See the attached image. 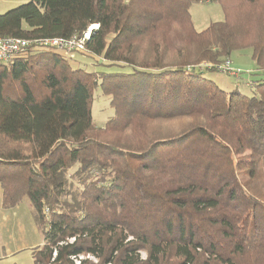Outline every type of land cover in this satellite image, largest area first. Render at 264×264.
<instances>
[{"label":"trees","instance_id":"trees-1","mask_svg":"<svg viewBox=\"0 0 264 264\" xmlns=\"http://www.w3.org/2000/svg\"><path fill=\"white\" fill-rule=\"evenodd\" d=\"M211 1L226 19L198 32L190 6ZM95 25L83 54L130 72L34 45L0 63L2 207L32 201L34 264H264V0H31L0 15V37ZM246 49L252 95L197 68ZM98 86L115 111L103 128Z\"/></svg>","mask_w":264,"mask_h":264},{"label":"rangeland","instance_id":"rangeland-1","mask_svg":"<svg viewBox=\"0 0 264 264\" xmlns=\"http://www.w3.org/2000/svg\"><path fill=\"white\" fill-rule=\"evenodd\" d=\"M31 0H1L0 15L24 5ZM190 12L194 26L198 32L204 31L212 23L225 21V13L220 4L193 3ZM73 69H82L87 73L101 76L106 73L130 72L129 67L112 65L104 59H99L80 52L64 53ZM233 67L242 72L238 77L227 75L219 71H205L207 79L213 80L225 91L238 90L243 94L252 95L250 81H257L261 76L256 75L257 66L253 60L251 49L235 51L231 55ZM115 111L111 105V98L105 95L100 86L93 92L92 121L99 127L106 126ZM77 169L70 170L68 177ZM7 217L9 219H7ZM45 243V229L37 221V214L32 201L27 197L16 210H6L2 207V189L0 186V264L14 263V256L20 259V264H34L33 252ZM10 252L12 254H10ZM6 253V255H5ZM14 254V256H13ZM142 256L146 254L143 252Z\"/></svg>","mask_w":264,"mask_h":264},{"label":"built area","instance_id":"built-area-1","mask_svg":"<svg viewBox=\"0 0 264 264\" xmlns=\"http://www.w3.org/2000/svg\"><path fill=\"white\" fill-rule=\"evenodd\" d=\"M98 26H92L87 33L84 34L82 38L73 37L70 39L63 38H48V39H36V40H27L23 38H14V37H0V63H8L15 57L25 54L29 47L32 45L36 47H50L57 48L64 53L67 52H87L86 41L90 39L91 31ZM198 69H212L229 74L235 77H238L241 73L240 69H236L232 66L230 60H226L221 64H210L202 63Z\"/></svg>","mask_w":264,"mask_h":264},{"label":"crops","instance_id":"crops-1","mask_svg":"<svg viewBox=\"0 0 264 264\" xmlns=\"http://www.w3.org/2000/svg\"><path fill=\"white\" fill-rule=\"evenodd\" d=\"M21 204V203H20ZM20 204L17 206V207H15V208H13V209H10V210H16L19 206H20ZM7 219H9L8 217H7ZM10 254H12L11 252H10ZM5 255H6V253H5ZM7 256V255H6ZM13 256H14V254H13ZM14 263H12V264H20L21 263V261H20V259H17L15 256H14V261H13Z\"/></svg>","mask_w":264,"mask_h":264}]
</instances>
